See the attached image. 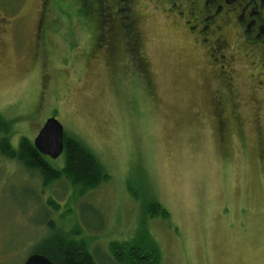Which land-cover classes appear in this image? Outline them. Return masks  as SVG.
<instances>
[{
    "label": "rangeland",
    "instance_id": "obj_1",
    "mask_svg": "<svg viewBox=\"0 0 264 264\" xmlns=\"http://www.w3.org/2000/svg\"><path fill=\"white\" fill-rule=\"evenodd\" d=\"M162 1L0 0V115L11 145L32 142L54 118L110 176L77 197L67 181L43 187L36 172L0 156V264H23L50 223L77 228L97 264H116L110 244L143 232L161 264H264V89H252L233 43L235 120L204 50ZM132 20L142 70L130 51H109L128 42ZM218 95L223 127L212 109ZM155 202L167 219L148 213Z\"/></svg>",
    "mask_w": 264,
    "mask_h": 264
},
{
    "label": "flooded vegetation",
    "instance_id": "obj_2",
    "mask_svg": "<svg viewBox=\"0 0 264 264\" xmlns=\"http://www.w3.org/2000/svg\"><path fill=\"white\" fill-rule=\"evenodd\" d=\"M161 4L168 5L166 9L161 10L176 17L186 33L196 44H199L201 50H204L203 56L210 65L209 71L213 78L219 80L221 87L228 93L227 98L232 102L229 112L235 120L238 119L239 106L233 103L234 99L238 98L235 94L239 88L238 83L236 84L238 63L234 58L236 52L231 50L232 44L236 43L237 51L239 49L249 62L252 89L256 92L261 91L264 89V80H262L264 79V0H163ZM43 12L39 15L35 35L41 42L48 32V29H45L46 31L42 29ZM135 22L136 20H132V23L125 27L126 33L128 35L131 33L128 42H124L120 47L110 45L109 51L122 59L130 51L136 60L135 65L139 64L138 69L142 70L144 58L140 47V33ZM107 31L108 35L112 32L111 29ZM228 31L234 37L231 43L227 39ZM100 33L102 38L103 33L101 31ZM249 100L257 105L255 109L261 111L257 98L250 96ZM212 107L214 115L218 118V126L223 127L226 120L223 114L225 115L226 108L223 107L221 96L215 97Z\"/></svg>",
    "mask_w": 264,
    "mask_h": 264
},
{
    "label": "trees",
    "instance_id": "obj_3",
    "mask_svg": "<svg viewBox=\"0 0 264 264\" xmlns=\"http://www.w3.org/2000/svg\"><path fill=\"white\" fill-rule=\"evenodd\" d=\"M100 26L103 28L102 22ZM63 145L61 166L54 165V162L39 154L25 137H21L17 146L13 147L9 125L0 115V156L19 163L28 171L36 172L42 179L43 187L65 180L76 196L82 197L109 180L110 176L96 155L82 143L64 134ZM49 204L53 210L58 209L53 201H49ZM148 213L162 219L168 218L165 209L156 202ZM48 227L50 235L39 241L31 255H41L52 264H97L89 252L88 242L80 237L77 228L61 231L51 223ZM142 234V237L140 234L133 240L110 244V255L116 264H161V253L157 245L145 232Z\"/></svg>",
    "mask_w": 264,
    "mask_h": 264
},
{
    "label": "water",
    "instance_id": "obj_4",
    "mask_svg": "<svg viewBox=\"0 0 264 264\" xmlns=\"http://www.w3.org/2000/svg\"><path fill=\"white\" fill-rule=\"evenodd\" d=\"M63 138L64 131L62 126L54 118H49L33 139L32 145L39 154L54 161L61 157L63 153ZM23 264L52 263L41 255L32 254L28 256Z\"/></svg>",
    "mask_w": 264,
    "mask_h": 264
}]
</instances>
